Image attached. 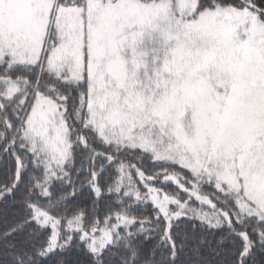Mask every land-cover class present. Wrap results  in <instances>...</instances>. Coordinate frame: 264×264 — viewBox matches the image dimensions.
I'll return each instance as SVG.
<instances>
[{"label":"snow or ice","instance_id":"snow-or-ice-1","mask_svg":"<svg viewBox=\"0 0 264 264\" xmlns=\"http://www.w3.org/2000/svg\"><path fill=\"white\" fill-rule=\"evenodd\" d=\"M0 264H264V0H0Z\"/></svg>","mask_w":264,"mask_h":264}]
</instances>
